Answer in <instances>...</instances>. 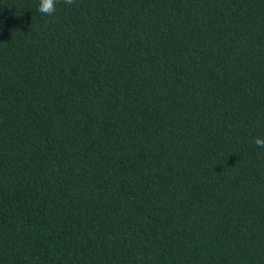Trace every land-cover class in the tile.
I'll return each mask as SVG.
<instances>
[{
	"label": "trees",
	"instance_id": "obj_1",
	"mask_svg": "<svg viewBox=\"0 0 264 264\" xmlns=\"http://www.w3.org/2000/svg\"><path fill=\"white\" fill-rule=\"evenodd\" d=\"M0 264H264V0H0Z\"/></svg>",
	"mask_w": 264,
	"mask_h": 264
}]
</instances>
